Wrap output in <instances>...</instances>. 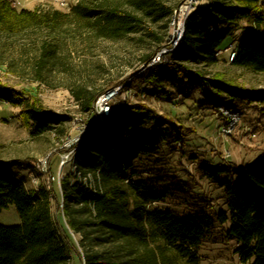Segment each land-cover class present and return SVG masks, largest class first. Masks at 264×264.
Here are the masks:
<instances>
[{
  "label": "trees",
  "instance_id": "obj_1",
  "mask_svg": "<svg viewBox=\"0 0 264 264\" xmlns=\"http://www.w3.org/2000/svg\"><path fill=\"white\" fill-rule=\"evenodd\" d=\"M181 1L77 0L63 11L17 9L11 0H0V36L36 35V68L43 69L63 63L68 42L119 41L149 27L155 48L143 54L147 68L130 80L131 87L151 86V92L173 98L182 95L215 112L221 107L243 112L250 102L264 104V90L242 88L220 70H210L221 61L219 52L230 44L225 41L229 37L237 42L231 63L264 72V0H206L188 13L168 61L151 64L168 45L169 19ZM123 81L77 97L81 111L95 121L87 119L89 130L71 146L73 169L68 174L57 181L50 162L49 187L29 189L17 175L14 167L27 165L30 158L0 160V212L13 204L21 218L18 224L0 222V264H70L73 255L80 264H177L172 257L194 264L217 221L229 223L224 237L236 242L241 263L264 264V157L244 167L199 163L201 175L223 190L226 209L216 216L205 206L214 200L206 197L182 210L149 207L194 187L171 160L185 143L188 127L143 103L123 100L111 102L109 114L100 120L98 99ZM0 101L20 106L34 135L64 132L72 119L2 82ZM142 157L148 159V176L133 178L141 171Z\"/></svg>",
  "mask_w": 264,
  "mask_h": 264
},
{
  "label": "rangeland",
  "instance_id": "obj_2",
  "mask_svg": "<svg viewBox=\"0 0 264 264\" xmlns=\"http://www.w3.org/2000/svg\"><path fill=\"white\" fill-rule=\"evenodd\" d=\"M62 1L11 0L17 9L53 7L63 11H69L77 2L65 0L67 6L62 5ZM185 2L194 4L188 13L206 4V0L181 1L169 19V34L179 24V8ZM154 27L161 32L160 25ZM148 30L149 27L119 41L99 40L92 44L80 40L68 42L65 51L61 53L63 63L59 67L50 66L43 69L36 68V35L24 33L14 38L0 36V82L22 94L36 96L48 111L72 116V119L64 124V132L53 129L42 135H34L31 133L33 126L21 115V107L0 101V160L30 158L27 165L14 167L27 188L36 190L41 185H51L53 177L49 168L50 162L57 181L58 177L73 169L71 160L62 163V156L70 152L73 154L71 146L86 132L85 128L89 129L87 119L92 117L91 114L81 111L77 97L84 98L88 91H97L111 82L124 80L122 86L112 88L116 93L106 99L109 104L114 102L118 105L122 100L127 103H143L162 115L176 118L188 127L185 143L177 146L171 160L176 162L175 169L178 174L193 183V189L170 194L165 200L150 203L148 206L182 210L189 202H200L198 200L206 197L214 200L213 203L205 205L214 216L226 209L223 190L201 175L199 163L227 162L244 167L262 159L264 104L250 102L243 112L235 110L240 114V120L232 133L227 135L222 132L227 120L221 110L215 112L207 106L198 108L194 99L182 95L173 98L159 92L156 94L150 91L151 86L131 87L134 83L130 84V80L147 68L141 62L143 54L155 48ZM241 34L242 30H238L237 36ZM225 41L230 44L219 52L221 61L210 70H220L227 79L242 88L252 91L264 90V72L233 65L231 52L237 42H230L229 37ZM100 98L103 99V96ZM91 119L95 121L94 117ZM147 164V158H140L138 169L141 171L133 178L148 176ZM59 218L62 221L63 215L60 214ZM0 222L6 225L21 222L15 205L11 204L0 212ZM228 226L229 223L216 222L213 231L204 239L198 251V260L194 264H243L235 252L236 242L225 240L223 232ZM172 262L193 264L178 257H172ZM70 264H80L79 259L73 255Z\"/></svg>",
  "mask_w": 264,
  "mask_h": 264
},
{
  "label": "built area",
  "instance_id": "obj_3",
  "mask_svg": "<svg viewBox=\"0 0 264 264\" xmlns=\"http://www.w3.org/2000/svg\"><path fill=\"white\" fill-rule=\"evenodd\" d=\"M62 5H67L66 1L63 0L61 2ZM68 6V5H67ZM188 15V14H187ZM186 19V18H185ZM184 22L185 20L182 21V23H180L179 25H177L174 29L172 33V41L168 42L167 46H164L158 53L157 55L153 58L151 64H158L161 63L163 61H168L169 56L168 54L172 51H174L178 44L179 41L181 39V36L183 34L184 31ZM235 56V51L232 49L231 52V60L233 59V57ZM150 64V65H151ZM96 108L99 116L103 119L105 116H107L110 112V104L108 103V101L106 99H102L100 98L97 103H96ZM222 115L226 118L227 122L225 123L224 127L222 128V132L224 134H231L232 131L234 130L236 124L239 122L240 120V114L235 111V110H229L227 108L221 107L220 108ZM85 130L87 131L88 129L85 128ZM72 158V152L65 154L64 156H62V163H65L67 161H70ZM60 178V177H59Z\"/></svg>",
  "mask_w": 264,
  "mask_h": 264
},
{
  "label": "water",
  "instance_id": "obj_4",
  "mask_svg": "<svg viewBox=\"0 0 264 264\" xmlns=\"http://www.w3.org/2000/svg\"><path fill=\"white\" fill-rule=\"evenodd\" d=\"M192 1H193V0H190V2H192ZM192 7H194V4H193V3L189 4V9L192 8ZM189 9H188V10H189ZM187 14H188V11H187V13H186L185 18L187 17ZM172 38H173L172 33H170L169 36H168L167 42L172 41ZM144 67H147V65L145 64ZM115 93H116V90L112 89V90L108 91L107 93H105V94L103 95V99H110L113 95H115ZM100 120H102L101 117H100ZM88 130H89V129H88ZM88 130H87V131H88ZM87 131H86V132H87Z\"/></svg>",
  "mask_w": 264,
  "mask_h": 264
},
{
  "label": "bare ground",
  "instance_id": "obj_5",
  "mask_svg": "<svg viewBox=\"0 0 264 264\" xmlns=\"http://www.w3.org/2000/svg\"><path fill=\"white\" fill-rule=\"evenodd\" d=\"M188 9H189V3L188 2L181 4V6L179 8V21H178L179 24L182 23L184 16L187 13Z\"/></svg>",
  "mask_w": 264,
  "mask_h": 264
},
{
  "label": "crops",
  "instance_id": "obj_6",
  "mask_svg": "<svg viewBox=\"0 0 264 264\" xmlns=\"http://www.w3.org/2000/svg\"><path fill=\"white\" fill-rule=\"evenodd\" d=\"M205 4H203V6H204Z\"/></svg>",
  "mask_w": 264,
  "mask_h": 264
}]
</instances>
